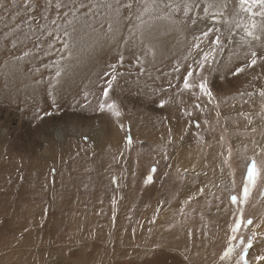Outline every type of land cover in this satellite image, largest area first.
<instances>
[{
    "label": "rangeland",
    "instance_id": "1",
    "mask_svg": "<svg viewBox=\"0 0 264 264\" xmlns=\"http://www.w3.org/2000/svg\"><path fill=\"white\" fill-rule=\"evenodd\" d=\"M191 2L198 6L184 12L177 7L182 0H0V88L3 75L15 73L25 83L32 75L35 90L29 86L37 92L0 106V264H244L242 252L247 264H264L257 259L264 257V156L257 158L264 155V17L253 15L261 9L251 0L243 7L227 0V23L213 21L216 9L204 11L212 0ZM208 28L214 31L205 38ZM217 36L220 44L213 45ZM63 49L75 57L67 69L80 72L75 78L64 72L57 82L74 109L67 98L61 105L51 94L45 99L57 73L47 58ZM252 52L257 63L248 67ZM205 55L211 108L180 106L166 119L163 91L172 87L180 95L182 78L197 73ZM226 63L236 64L234 75L240 65L249 71L239 82L226 73L233 86L217 95ZM113 75L107 96L113 107L102 110L106 119L90 120L99 117ZM156 122L170 127L165 142L156 141ZM36 125L38 132L28 130L32 146L26 129ZM214 147L211 162L223 156L222 178L196 154ZM37 153L43 158L34 167ZM252 159L260 180L244 196L243 169ZM205 171L213 180L200 193ZM236 195L240 207L231 200ZM245 218L252 223L245 226ZM236 219L240 235L233 239Z\"/></svg>",
    "mask_w": 264,
    "mask_h": 264
},
{
    "label": "bare ground",
    "instance_id": "2",
    "mask_svg": "<svg viewBox=\"0 0 264 264\" xmlns=\"http://www.w3.org/2000/svg\"><path fill=\"white\" fill-rule=\"evenodd\" d=\"M86 34V33H85ZM112 37V36H111ZM169 38V37H168ZM160 39H161V37H160ZM263 41V40H262ZM249 45V44H248ZM158 46V45H157ZM88 48V47H87ZM63 51V53H60V54H58V51L57 50H52V53L50 54V56L51 57H48L47 58V60H48V63H50L51 64V67H52V69L54 70V71H56L55 69H57V71H59L58 70V68H60V76H61V74L63 73L64 74V72H66L67 74H71L72 76H73V78H75L77 75H78V73H80L79 72V70L78 69H70V67H69V69H67L68 68V66H70V62L75 58V57H73V58H71L70 59V55H71V51L70 50H68L67 52H66V50H62ZM70 51V52H69ZM81 55V54H80ZM80 55H77V60L78 61H80L81 59L80 58H78V56H80ZM159 55H160V53H159ZM22 58V57H21ZM32 60V59H31ZM71 60V61H70ZM230 60V59H229ZM56 62V64H52V62ZM240 61V60H239ZM243 61V60H242ZM230 63H226V64H224V65H222L219 69H220V71H219V73L222 75V76H224L223 77V80H222V82L221 83H218V84H215L214 86L216 87V88H218V89H216V94L217 95H221V94H223V96H225V94H228V92H229V90L227 89V87H229V88H231L232 86H233V82H232V80H231V82L230 81H228V79H229V77L226 75V73H229V76H231V78H235L236 77V75L237 76H239V79H236L237 80V82H239L238 80H244V79H246V73L249 71L248 69V67H244L243 65H240L241 67L240 68H242L243 69V71H241V73H237V74H233L231 71L236 67V64H233V63H231L230 65H229ZM235 66V67H233V66ZM131 66V65H130ZM227 66V67H226ZM58 67V68H57ZM218 69V70H219ZM39 70V69H38ZM66 73H65V75H66ZM192 73H193V75H192V80L189 78V82H190V84H192L193 85V87H190V88H188V89H185V88H182V91H180L181 92V94L179 95L178 94V92H177V90L176 89H173L172 87H170V88H168V90L166 89V91H163V93L165 94V96H163V97H160V103L161 104H166V108H167V111L165 110L164 111V113H163V115H164V117L167 119H173V117H169V116H166L167 114H174V112H175V110L178 108V107H180V106H184V107H187V108H190L191 110L192 109H194V107H197L198 108V110L200 111L201 110V108H204V106L205 105H208V107L209 108H211V106H210V100H209V98H207L206 97V94L205 93H203L201 90H200V87H199V84H200V78H201V76H203L205 79H207V73H206V68L204 67L203 69H200L197 73H199V75L196 73V71L194 72V71H192ZM63 74H62V76H63ZM55 75V74H54ZM70 75V76H71ZM60 76H55L54 77V86L52 85V86H50V87H48L47 89H46V96H45V99H47V97L51 94V96H52V98H55V99H58L56 102L58 103V104H62L61 102H64L65 100H66V98H67V105L68 106H70L71 108L70 109H74V108H76V106H74V105H72V103H71V101L70 100H68L69 98L68 97H70V96H72L70 93L66 96V95H64V90L62 91L60 88H58V80L60 79ZM71 76V77H72ZM252 77V76H251ZM28 79H29V81H27V83H25L23 80H20V81H18V78L16 77V74L15 73H10V74H4L3 75V77H2V80H3V82H4V88L2 87V88H0V106H2L1 105V103H4V102H7V101H10V100H8V98L10 97V96H13V103H15V95L16 94H18V93H20V94H26V93H28V95H30L29 96V98H31V96L32 95H35V94H37V92H34V91H32V88H31V86H29V85H32L33 86V88H34V90H35V86L33 85V76L32 75H28ZM27 79V80H28ZM183 79V78H182ZM182 79H181V82H180V85L182 86ZM92 80V79H91ZM226 80V81H225ZM262 83L264 84V81H262ZM18 84H19V88H18ZM206 84H207V81H206ZM65 86H67V85H65ZM104 86V85H103ZM240 87V86H239ZM238 87V88H239ZM4 89V90H3ZM207 89H208V86H207ZM164 90V89H163ZM208 91H209V89H208ZM61 96V97H60ZM208 96V95H207ZM28 97V96H27ZM27 97H26V99H27ZM146 97V96H145ZM20 98V97H19ZM33 99H34V96H33ZM134 100V99H133ZM109 100H108V97H105V99H104V103H105V105H108L109 103H110V101L108 102ZM179 101V102H178ZM12 102V101H11ZM76 102V101H75ZM178 102V103H177ZM20 103V102H19ZM21 103H23V102H21ZM139 103V102H138ZM10 104V103H9ZM24 104H26V103H24ZM77 104V103H76ZM29 105V104H28ZM139 105V104H138ZM23 106V105H22ZM25 106V105H24ZM33 107H31L30 108V110H31V112L33 111V112H35V110H36V108L38 107L37 105H32ZM140 106V105H139ZM18 107H19V105H18ZM141 107V106H140ZM16 108V107H15ZM144 108V107H143ZM6 109V108H5ZM22 109V108H21ZM142 109V108H141ZM99 110V112H98V115H99V117H91V118H89L90 120H95V118H98V119H106L107 118V115H106V112H103L102 110H101V108H99L98 109ZM245 110V109H244ZM11 111H13V110H11ZM16 111V110H15ZM208 111H209V109H208ZM23 111H21V113H22ZM24 112L25 113H28L27 112V110H24ZM70 112V111H69ZM69 112H67L66 114L64 113V115L63 116H67V114H73V113H69ZM225 112H226V110H225ZM232 112V111H231ZM166 113V114H165ZM236 113L237 114H239L240 112L239 111H236ZM29 114V113H28ZM76 114H78V113H76ZM14 115V114H13ZM204 115V114H203ZM5 116V115H4ZM24 116V115H23ZM154 116V115H153ZM198 116V115H197ZM202 115H200V116H198L199 118L201 117ZM31 117H33V116H31ZM68 117V116H67ZM82 117V116H81ZM22 119H24L23 117H21ZM26 118V117H25ZM28 118H30V117H28ZM27 118V119H28ZM78 118V117H77ZM21 119V120H22ZM52 119V118H51ZM88 119V120H89ZM120 119H122V118H120ZM153 119V118H152ZM6 120H8V119H6ZM72 120V119H71ZM74 120V119H73ZM82 120V119H81ZM29 121V120H28ZM31 121V120H30ZM70 121V120H69ZM76 121V120H75ZM80 121V120H79ZM83 121V120H82ZM81 121V122H82ZM8 122H9V120H8ZM23 122V121H22ZM26 122V121H25ZM77 122V121H76ZM124 121H123V119H122V121H118V127H117V141H118V143L120 142V140H121V136H122V132L120 133V127H122V123H123ZM27 123V122H26ZM42 122H40L39 123V125L41 124ZM115 123V122H114ZM114 123L112 124V127L114 126ZM117 123V122H116ZM151 123V122H150ZM157 123V122H156ZM142 124L144 125V126H146V125H148V121H147V119H146V121H142ZM152 124V123H151ZM165 124V123H164ZM26 125V124H25ZM71 125V124H70ZM73 125V124H72ZM71 125V126H72ZM128 125V124H127ZM156 125H158L157 127H158V129L160 130L158 133H157V128H154V133H157L158 134V138H157V142H159V143H162V142H165L166 141V139H167V131L169 130L168 128H170V127H167V128H165L164 127V125H161V128H160V125H159V123H157ZM30 126V125H29ZM83 126V125H82ZM149 126V125H148ZM153 127H154V125H153ZM38 129H39V126H35L34 127V129H26V132H27V134H28V130H29V133H30V135L31 134H33V133H36V132H38ZM81 129V128H80ZM76 130V129H75ZM25 132V133H26ZM24 133V134H25ZM91 134H90V136H92L93 138L96 136L97 137V133L96 132H94V130L92 131V132H90ZM28 136H29V134H28ZM115 136H116V134H115ZM30 137L31 136H29V140L27 139V142H28V144H31L32 146H33V144H34V141H30L31 139H30ZM114 138V137H113ZM22 141V140H21ZM24 141V140H23ZM242 142V140L241 139H239V140H236L235 142H234V146L236 147L237 145L239 146V144ZM264 142V141H263ZM63 143V142H62ZM30 145V146H31ZM54 145V144H53ZM246 145V144H245ZM250 145V144H249ZM261 145H264V143L263 144H261ZM32 146H31V149L32 150H34V148H32ZM56 146V145H55ZM61 146V145H60ZM119 146H120V144H119ZM59 147V146H58ZM69 147V146H68ZM241 147V146H240ZM237 148H239V147H237ZM29 149V148H28ZM30 149V150H31ZM7 150H8V148H7ZM10 150V149H9ZM60 150V149H59ZM64 151V150H63ZM219 151V149L218 148H216V147H214L213 149H212V151H210L209 152V154L206 156L205 155V152L203 151V149L201 150V151H199L198 153H196V154H198L199 155V159H200V161H201V163H204V159H205V157L206 158H208L209 159V161L206 163V164H208L209 163V165L211 166V167H209V168H211V171H213L214 173H218V176L220 177V178H222V177H224L225 175H222V173H223V166H222V158H223V156H219V158H221V160L218 162H215V161H212L211 162V160L213 159L212 157L214 156V154H216L217 152ZM65 152V151H64ZM67 153V152H66ZM184 152L183 151H181V153L180 154H182V155H184L183 154ZM38 154V153H37ZM223 154V153H222ZM28 155V154H27ZM29 155H31V156H33L34 155V152H32V153H30ZM45 155V154H44ZM61 155V154H60ZM65 155V154H64ZM70 155H71V152H70ZM38 156L39 157H37V155H35L34 157V159H36V161H34L33 162V166L34 167H36L37 166V164L38 163H40V161H41V158H43V155H41V154H38ZM62 156V155H61ZM219 160V159H218ZM177 162L178 161H174V163H173V165L174 166H176V164H177ZM204 165H205V163H204ZM32 166V165H31ZM2 169V168H1ZM25 169V168H24ZM4 171H6L7 172V170H5V169H3ZM11 171V170H10ZM2 172V171H1ZM6 172H5V174H6ZM3 173V172H2ZM208 173L209 172H207V171H205V175L203 176V177H201L200 178V183H199V186L195 189L196 191H197V189H199L200 191V193H203V192H201L202 190H206V189H208V186H209V183L213 180V179H211V181H210V176H208ZM4 174V173H3ZM201 175V174H200ZM218 181V180H217ZM196 184V182H194L193 184H192V187L194 186ZM213 184H214V181H213ZM51 185V184H50ZM191 185V184H190ZM3 193V192H2ZM192 193H194L193 191H191V193L190 194H192ZM185 195V194H184ZM22 196V195H21ZM186 196V195H185ZM78 198V197H77ZM160 209V208H159ZM17 213V212H16ZM17 216V215H16ZM14 217V216H13ZM13 219V218H12ZM158 219V218H157ZM159 219L161 220V218H160V215H159ZM141 223V222H140ZM156 224H158V222L156 223ZM142 225V224H141ZM157 226V225H156ZM156 226L154 227V229L156 228ZM223 229H224V227H223ZM164 229H162V235L164 234V233H166L165 231H163ZM159 231V230H158ZM172 232V231H171ZM172 234H173V232H172ZM134 235V234H133ZM122 237V236H121ZM133 238V237H132ZM158 241H164L165 239H164V237H158ZM170 239V242H173V237H171V238H169ZM262 250H263V248H262ZM185 252H187V251H185ZM19 264V263H18Z\"/></svg>",
    "mask_w": 264,
    "mask_h": 264
},
{
    "label": "snow or ice",
    "instance_id": "3",
    "mask_svg": "<svg viewBox=\"0 0 264 264\" xmlns=\"http://www.w3.org/2000/svg\"><path fill=\"white\" fill-rule=\"evenodd\" d=\"M239 3H240V5H241V7H243L244 5H246V4L249 3V0H239ZM251 4H252L253 6H255V5L258 4V5H260V9H261L259 12H257V13H253V15H258V16L264 17V0H251ZM103 6H104V7H109L110 5H103ZM197 6H198V5L192 3L191 0H182V4H181V5H178L177 7L181 8L184 12H187V11L190 10V8H192V7H197ZM128 7L131 8V5H128ZM146 7H147L146 5H141L142 10H143V9H146ZM154 7H155V8H159V7H160L159 3L155 4ZM211 8H215V9H216V11L212 14V17H211V18L213 19V21H223L224 23H227V20L225 19V17L228 16V15H230V13L227 11V9H228V3H227V0H212V3L209 5L208 8H205L204 11H205V12H209V10H210ZM74 10H75V8H74V6H73V11H74ZM172 10L175 11V9H172ZM244 11L251 12V8H250V7H245V8H244ZM69 15H73V12L70 11V12H69ZM139 15H140V14H138V16H139ZM73 21H75L76 23L79 22L78 19H77V16H76V15H73ZM53 24L56 25L57 27H59V23H58L57 21L54 20V21H53ZM252 27L255 28L256 25L253 24ZM260 27H261L262 30H264V24H261ZM213 31H214L213 28H208L207 31H204V32L202 33V35H203L205 38H207L209 32H213ZM215 31L218 32V31H220V29L217 28V29H215ZM65 32H66V30H65ZM247 34L250 35V36L253 35V33L250 32V31H249ZM258 38H259V37H257V39H258ZM220 40H221V38H220L219 36H217V38H216V39H213V40L211 41V43H212L213 45H219V44H220ZM196 47H199V45H196ZM251 56H252V59H251V62L248 64V67H252L253 65H255V64L257 63V60H256L257 53H256V52H252V53H251ZM207 61H208V56L205 55L204 57H202V62L199 64V68H200V69H203V68L205 67V63H204V62H207ZM241 71H243L242 68H238V69H236V72H241ZM197 74L199 75V73H197ZM56 75L59 76V75H60V72L57 71ZM192 75H193L192 71H188V72H187V75H185V76L183 77V79H184V88H185V89H188V88H190V87H193V85L190 84V82H189V78H190ZM115 79H116V77H115V75H113L112 79L109 80V81H107V85H108V86L103 90V94H104L105 97L108 96V94H109V90L112 88V84H113V81H114ZM199 87H200V90H201L203 93H205L206 95H209V96L211 95V93H210V92L208 91V89H207L206 79H205L203 76H201V78H200V84H199ZM261 95H264V93H261ZM107 106H108L109 108H112V107H113V105H111V104H108ZM104 107H105V103H101V104H100V108H101V110H103ZM115 114H116V115H119L118 112L115 113ZM246 171H247V176H246L247 183H246L245 186H244V196H247V195H248L249 185L252 184V183L254 182L255 178H256V175H257L256 162H255V161H252L250 164H248V165H247V169H246ZM231 200H232L233 203H236V201H237V197H236V196H232V197H231ZM251 223H252L251 220H247V222H246V224H251ZM240 226H241L240 221L235 222V227H233L232 231H233V232H236V231L240 228ZM245 226H246V225H245ZM253 235H255V234H253ZM234 238H235V237H233V239H234ZM250 246H251V240L249 239V240L245 243V245H244L245 250H246L248 247H250ZM231 251H232V249H231V248H228V249L224 252V255H223L222 259H223V258H226V257L231 253ZM257 259H258V260H264V257H257ZM240 260H241V261H244V264H247V261L244 260L243 252L240 254Z\"/></svg>",
    "mask_w": 264,
    "mask_h": 264
},
{
    "label": "trees",
    "instance_id": "4",
    "mask_svg": "<svg viewBox=\"0 0 264 264\" xmlns=\"http://www.w3.org/2000/svg\"><path fill=\"white\" fill-rule=\"evenodd\" d=\"M262 156H264V155H261V154H259L258 156H257V158H261ZM252 161H255L256 162V164H257V162H258V159H252L250 162H249V164L252 162ZM256 167H257V175H256V178H255V180H254V182L252 183V184H250L249 185V189H252L253 187L255 188L256 187V185H257V183H258V181L260 180L259 179V176H260V167L258 168V166L256 165ZM246 169H247V167H245L244 169H243V171H244V181H243V184H244V182L245 181H247V179H246V176H247V171H246ZM240 173V177H242L241 176V172H239ZM239 185V184H238ZM236 197H237V195H236ZM239 199V198H238ZM236 204H238L239 205V207H240V205H241V200H237V203ZM241 209V208H240ZM236 212H240V210H238V208H237V210H236ZM240 216V214H237V219L238 220H240V218H238ZM237 219H236V221H237ZM247 220H250L249 218H245L244 219V224L245 225H247L246 224V222H247ZM240 234L236 231V232H232V238L233 237H238ZM120 264H124V262H121ZM242 264V263H241Z\"/></svg>",
    "mask_w": 264,
    "mask_h": 264
}]
</instances>
